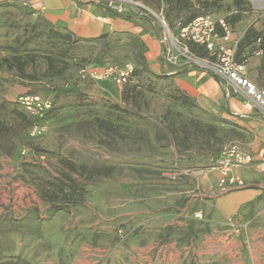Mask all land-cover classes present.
<instances>
[{
    "label": "rangeland",
    "instance_id": "374dc122",
    "mask_svg": "<svg viewBox=\"0 0 264 264\" xmlns=\"http://www.w3.org/2000/svg\"><path fill=\"white\" fill-rule=\"evenodd\" d=\"M131 1L136 3L133 10L155 22L162 18L170 28L176 19L190 14L229 22L241 10V20L264 32V0H238L240 8L233 5L235 0H187L189 5L180 15L166 0ZM213 1L216 7H204ZM16 6L0 8V105L5 106L0 119L17 123L16 102L28 92L54 101L61 90L77 88L94 104L61 109L47 120L45 135H24L12 157L0 153V223L41 229L35 237L13 234V255L22 253L30 260L38 246L46 245L32 264H206L208 260L196 252L211 234L204 232L210 223L203 208L216 188L206 190L204 182L212 158L236 141L233 124L221 112L181 107L160 80L135 76L128 90L83 80L82 65L101 66L94 63L101 42L70 45L52 39L38 18ZM37 32L41 35L20 46L16 54L7 50L18 37ZM108 54L107 60L114 62L134 61L126 40L124 44L110 41ZM13 56L26 62L24 72L31 79L19 76ZM132 86L135 92L127 99ZM73 100L68 93L56 106ZM109 105L138 112L140 118ZM101 121L108 125L100 127ZM63 161L89 170L111 167L114 172L109 178L86 181L65 168ZM67 177L77 184L75 192L64 187L78 201L76 205L65 203L54 187L38 179L61 184ZM43 192L51 193L62 209L52 210L54 204L41 199ZM190 221L200 232L198 239L180 242ZM166 227L170 230L164 231Z\"/></svg>",
    "mask_w": 264,
    "mask_h": 264
},
{
    "label": "crops",
    "instance_id": "0c3cea01",
    "mask_svg": "<svg viewBox=\"0 0 264 264\" xmlns=\"http://www.w3.org/2000/svg\"><path fill=\"white\" fill-rule=\"evenodd\" d=\"M3 1L7 0H0ZM14 1L34 18L46 20L71 34L79 43L103 42L100 38L105 37L106 42L121 40L124 44L125 40L128 43L136 38L146 71L171 90L194 99L203 110L221 112L233 124L235 142L248 151L254 161L230 173V177L243 182L242 188L224 195H208L203 214L208 217L211 234L204 237L196 256L207 259L206 264H264V118L251 103L207 72L163 66L162 47L152 24L132 6L124 7L122 12L139 17L111 13L98 4L100 0ZM230 26L234 38L241 39L251 25L241 20ZM248 49L245 52L246 77L259 89H264V72L258 71L261 55L256 49ZM208 174L204 182L206 190L216 188L220 178L217 171L210 170Z\"/></svg>",
    "mask_w": 264,
    "mask_h": 264
},
{
    "label": "built area",
    "instance_id": "2783aa9c",
    "mask_svg": "<svg viewBox=\"0 0 264 264\" xmlns=\"http://www.w3.org/2000/svg\"><path fill=\"white\" fill-rule=\"evenodd\" d=\"M108 2V7L117 13H123V4L132 7L136 5L131 0H108ZM156 19L159 22H157L156 37L162 47L163 66L207 72L224 87L232 89L236 95L249 101L264 118V89H259L246 77V60L241 63L236 60L240 39L234 38V32L227 20L215 19L205 14L196 16L186 24L182 23V20H177L170 28L164 19L159 17ZM194 48L204 51V55H198ZM258 54H261V51ZM79 73L83 80L107 82L122 89L132 78L134 65L106 61L99 67L85 66ZM16 103L28 117L35 120L28 131V136L35 138L45 135L46 114L51 109L52 101L37 95H26L19 97ZM253 161L254 157L238 142L223 147L209 167V170L217 171L220 176L216 184V194L224 195L242 188L243 182L230 177V173L252 164Z\"/></svg>",
    "mask_w": 264,
    "mask_h": 264
},
{
    "label": "trees",
    "instance_id": "16d2710c",
    "mask_svg": "<svg viewBox=\"0 0 264 264\" xmlns=\"http://www.w3.org/2000/svg\"><path fill=\"white\" fill-rule=\"evenodd\" d=\"M145 4H148L151 2V0H143ZM12 3L13 5H17L16 7H21V4H18L16 1H4L0 3V8L1 7H7ZM108 0H100L98 4L107 9V11L111 13H115L120 16H124L127 18L131 17H139V16H132L131 14H126V13H117L114 10L110 9L108 7ZM166 3L168 4L169 7H172V9L176 10V14L180 15V12L182 9H185L188 7L189 3L187 0H166ZM241 2L238 0H235L233 2V5H235L237 8H240ZM204 7L210 8V7H216L217 3L216 1H213L212 3H204ZM31 14V13H30ZM32 15V14H31ZM197 15L196 14H190L189 16L183 17L182 19H176L174 22L177 20H182V23L186 24L190 22L192 19H194ZM178 17V16H177ZM143 19L148 20L152 24V28L154 30L155 35L157 36V29H158V23L155 22L153 19L148 18L147 16H142ZM241 10L238 11L234 16H230L229 18V23L230 25H234L241 21ZM38 20L41 21V23L48 28V33L50 38L64 41L67 44H76L79 43L78 40H75L71 34L64 32L63 30H59L58 28H55L52 26L49 22L46 20H43L41 18H38ZM172 23V25L174 24ZM41 35V32H37L33 36H20L11 45L7 46V50H9L11 53L16 54L17 49L27 43H30L31 40L34 38H37ZM101 41V46L98 48V51L96 53V58L94 60V63L96 64H104L106 61H109L111 63L115 64H125V63H118L111 61L110 59L107 60L109 57L108 54V49H109V42L105 41V37L100 38ZM97 43V40L94 41ZM127 45L132 49V56L134 59V62L140 66L136 68L135 64L132 62L134 65V73L130 81L124 86V89L128 90V87L133 83L135 76L136 77H146L147 79H156L152 74H150L148 71H146L144 67V61H143V56L141 52V47L138 44V40L136 38L130 39V41L127 43ZM249 48V49H248ZM252 50L256 49L258 52L261 51V57H260V65L258 67V71L260 73L264 72V32L263 31H258L253 25L247 28L245 31L244 35L240 39L238 43V48H237V53H236V60L238 62H242L243 60H246L245 52L246 50ZM194 51L198 55H204V51L200 49L194 48ZM15 62V67L16 71L19 74L21 78H27L31 79L32 77L27 75L24 72L26 62L21 61L19 57L13 56L11 58ZM115 60V59H114ZM5 63H9L8 60L4 61ZM131 63V62H130ZM86 65H82L80 69L84 68ZM79 69V70H80ZM139 69V71L137 70ZM181 71H187V68H179ZM158 79V78H157ZM156 79V80H157ZM169 86V85H168ZM135 92V87L132 86L130 89V96L128 94L126 95L127 99L132 98V93ZM73 94L74 100L66 105L62 106H56V102L58 99L66 94ZM28 95H33V92H28ZM170 99L179 104L181 107L184 108H189V109H198V105L196 101L190 97H188L185 94H182L178 92L177 90H171L169 93ZM91 104H94L93 102H89L86 98V96L79 90V89H71V90H61L59 93H57L54 97V101H52V106L49 112L46 114V120H50L53 117L56 116V114L61 110L66 107H73V108H81V107H86ZM16 107L18 108L17 110H14L13 113L15 114V117L17 118L18 122L15 124H7L4 121L0 119V153L7 157H12L15 152L17 151L19 142L24 138L25 136H28V131L31 128L33 122L35 121L34 119H31L28 117L19 107V105L16 103ZM112 109H115L116 111L123 112L126 115L129 116H134L140 118V114L138 112H133L132 110H125L120 108L118 105H109ZM5 106L0 105V111L4 110ZM108 125L106 122H100L99 126L100 127H106ZM223 149V148H222ZM221 152V151H220ZM219 152V153H220ZM219 153L212 158V161L216 159L219 155ZM211 161V163H212ZM63 166L67 168L69 171L76 173L78 176L83 178L86 181H95L99 179H105L109 178L113 172L114 168L111 167H99V168H93V169H88L87 167L84 166H75L73 164H70L68 162L63 161L62 162ZM40 179L43 183L47 184L48 186L54 187L57 192H59L63 196V200L65 203H69L72 205H76L78 201L73 198V196L68 195L64 191V187L68 186L69 189L72 192L76 191L77 184L74 180L71 178L67 177V182L64 183H55L49 180H45L43 178H38ZM41 199L44 202H47L49 204H54V200L51 197V193L46 192L41 194ZM51 209L54 211H59L62 209L61 205H52ZM195 222L190 221L189 224L186 227L185 232L183 235L179 238L180 242H188L192 240L198 239L199 231H196L194 229ZM170 227H166L164 231H169ZM209 227L204 228L205 233H209ZM21 233L25 236H38L41 234V229L38 227H33L31 225H26V224H19L18 222H11V223H0V264H32V261L36 260L37 258L40 257L42 253L48 248L46 245H40L38 246L34 253L33 256L31 257L30 260L25 258L22 253H19L17 255H13L15 251V243L11 236L13 234ZM164 241H167V239H164Z\"/></svg>",
    "mask_w": 264,
    "mask_h": 264
}]
</instances>
